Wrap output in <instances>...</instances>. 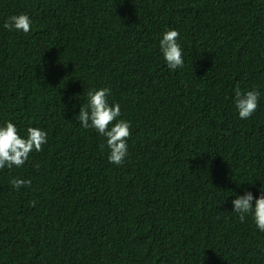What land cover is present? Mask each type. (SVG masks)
<instances>
[{
  "label": "trees",
  "instance_id": "trees-1",
  "mask_svg": "<svg viewBox=\"0 0 264 264\" xmlns=\"http://www.w3.org/2000/svg\"><path fill=\"white\" fill-rule=\"evenodd\" d=\"M18 14L28 33L3 28ZM237 84L260 92L248 119ZM102 87L131 125L120 166L74 118ZM6 121L47 143L0 169V264H264V232L231 204L264 192V0H0Z\"/></svg>",
  "mask_w": 264,
  "mask_h": 264
},
{
  "label": "clouds",
  "instance_id": "clouds-1",
  "mask_svg": "<svg viewBox=\"0 0 264 264\" xmlns=\"http://www.w3.org/2000/svg\"><path fill=\"white\" fill-rule=\"evenodd\" d=\"M32 21L27 14L12 15L5 21L3 28L8 31L31 30ZM179 32L166 30L159 40V49L167 67L176 70L184 66L181 45L178 43ZM111 90L108 87L90 89L86 93L87 104L80 106L79 115L74 118L84 129H94L100 136L105 137L108 152V162L120 166L128 155L127 140L131 136L130 122L119 119L121 107L119 103L109 104L108 97ZM260 92L251 90L242 92L239 84L234 88L233 102L240 119L250 118L258 107ZM111 125V127H110ZM47 143V133L37 127H28L24 137L18 133L17 127L10 121L0 126V169L21 167L28 160L33 151H43ZM105 145H102L104 147ZM9 183L19 190L22 186L31 185V180L13 177ZM254 201V206H253ZM232 212L238 214L240 222H244L246 215L251 218L260 232H264V192L260 191L258 198L251 192H245L231 201ZM35 207V201L31 202Z\"/></svg>",
  "mask_w": 264,
  "mask_h": 264
}]
</instances>
